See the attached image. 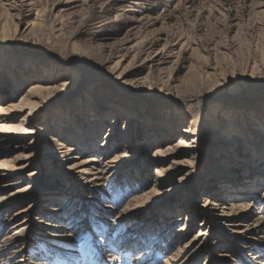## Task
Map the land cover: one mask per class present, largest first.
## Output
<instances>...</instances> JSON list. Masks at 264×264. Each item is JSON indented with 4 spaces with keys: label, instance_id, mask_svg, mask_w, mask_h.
Returning a JSON list of instances; mask_svg holds the SVG:
<instances>
[{
    "label": "rangeland",
    "instance_id": "374dc122",
    "mask_svg": "<svg viewBox=\"0 0 264 264\" xmlns=\"http://www.w3.org/2000/svg\"><path fill=\"white\" fill-rule=\"evenodd\" d=\"M42 83L0 137V264H264V0H0V107Z\"/></svg>",
    "mask_w": 264,
    "mask_h": 264
},
{
    "label": "bare ground",
    "instance_id": "6f19581e",
    "mask_svg": "<svg viewBox=\"0 0 264 264\" xmlns=\"http://www.w3.org/2000/svg\"><path fill=\"white\" fill-rule=\"evenodd\" d=\"M7 2V1H6ZM5 2V3H6ZM17 5V4H16ZM11 10V9H10ZM98 18V17H97ZM153 45V44H152ZM124 46V45H123ZM155 46V45H154ZM148 48V47H147ZM149 48H151V46L149 47ZM148 48V49H149ZM145 49V48H144ZM122 49H118V48H115V49H113V50H111L110 51V57H109V60L110 61H112V60H114V59H116V58H119L118 60L119 61H116V65L113 67L114 69H119V67H120V65H121V63H122V61H124L123 59L128 55V54H130V53H126V54H124V55H122V56H120L121 55V53H122ZM142 53V52H141ZM135 54V53H134ZM137 54V53H136ZM107 57V58H108ZM153 60V59H152ZM154 62V61H153ZM113 69V70H114ZM76 72L73 70L72 72H68L67 73V76L65 75V77H63V78H68V77H74V74H75ZM61 75V74H60ZM111 79H112V77L109 75V74H107ZM120 76V75H119ZM57 77H59V76H57ZM121 79V78H120ZM51 81V80H50ZM55 82V81H54ZM53 85V84H52ZM52 85H44L43 83L42 84H33L30 88H29V90L25 93L26 95H24V97H23V99L20 101V104H18V105H9L6 109L3 107H0V112H1V116H0V137L1 138H3V139H14V140H17V141H19V140H21L22 138H24L25 137V135H28V137H29V135H33L35 132H34V130L32 129V128H30V127H26V129L24 128L23 129V124H20V125H17V126H15V125H13L14 124V117H12V116H15L16 117V113H24L25 111H24V109H27L26 107L27 106H32V105H35V104H31V103H29V98L31 99V97L33 96L35 99L38 97V94H41V93H43V92H45V91H47V90H50V89H52ZM56 86V85H55ZM60 86V85H59ZM120 86H122V83H120ZM119 86V87H120ZM123 89V88H122ZM48 93V92H47ZM45 94V93H44ZM93 99V98H92ZM48 101V100H47ZM41 103V102H40ZM49 103V102H48ZM119 104V103H118ZM27 105V106H26ZM26 106V107H25ZM32 109L33 108H30V111H28V114H31V111H32ZM37 109V108H36ZM40 110H41V108H39ZM106 110V113H104L103 111H105ZM120 110V109H119ZM37 112V111H36ZM100 112H101V115H105V116H109V115H111L113 112H111V111H109V110H107L104 106L103 107H101V109H100ZM111 114H110V113ZM260 112V111H259ZM252 113V120H251V123L253 124V126L254 127H261V128H264V125H263V123H261L260 122V120H258V118H257V116H255V115H257V114H259L258 112H251ZM261 113H263V112H261ZM100 114V113H99ZM109 114V115H108ZM28 116V115H27ZM26 116V117H27ZM38 116V113H34L32 116H31V119L32 120H34L36 117ZM141 116L143 117V114H137L134 118H133V120H132V118H130V117H128V118H126V126H125V131L126 132H129V127H132L134 124L133 123H139L140 122V120L141 119H139V118H141ZM264 116V115H263ZM28 117H30V115L28 116ZM117 118L118 117H116L115 115L114 116H112V119L110 120L111 122H110V124L112 125L111 126V128H109V131H108V135H107V137H106V141L107 140H109L108 138L109 137H113L114 135L113 134H115V129H116V120H117ZM168 118V117H167ZM167 118H164V123H163V127H164V129H168V128H171L172 126H173V123L171 122V118H170V120L169 119H167ZM260 118H263V117H260ZM30 119V120H31ZM31 122L30 121H28V124H30ZM158 123H160V124H157L158 126L159 125H161L162 123L161 122H158ZM24 124L26 125V120H24ZM208 124H210L209 122H208ZM31 125V124H30ZM27 126V125H26ZM25 127V126H24ZM23 130H24V132H23ZM258 130V129H257ZM22 131V132H21ZM188 132V133H190V131L189 130H186V129H182V132ZM187 139V138H186ZM180 141H179V143L176 145V146H174V147H169V150L167 151H164L163 152V154L164 155H172L173 153H179L180 151H179V149H193V148H197V144L199 143V141H198V139H191V140H189V141H187V140H185V138H184V136H181L180 137V139H179ZM1 141V140H0ZM13 142V141H12ZM196 144V145H195ZM0 146H2L1 144H0ZM68 150V149H67ZM0 157H2V154H0ZM116 158V160L114 161V162H118V159H120L121 158V156H116L115 157ZM123 158H126V157H123ZM16 161V160H15ZM16 162H19V160L18 161H16ZM15 163V162H14ZM114 165V164H113ZM14 166V167H13ZM12 167H13V169L14 170H16V171H22L23 170V167H18V166H20V163H18V164H14ZM86 166V163L85 162H81L80 164H79V167H85ZM9 167V164H7V163H4V162H0V171H4V172H10V170L9 169H7ZM78 167V168H79ZM173 167V165H170L169 167H168V169L166 168L165 170H163L162 172L160 171H158V173L161 175V177H160V179H162V178H165L166 176L169 178V176H171L172 175V171L173 170H171V168ZM74 170V169H73ZM13 171V170H12ZM166 174V175H165ZM168 174H169V176H168ZM6 175V174H5ZM167 179V178H166ZM169 180L167 179L166 180V182L165 183H163V181L162 180H160V181H157V185H159V187L160 186H163V185H165L166 183H169L168 182ZM229 192V191H228ZM234 193H236L235 191H234ZM236 194H238V192L236 193ZM192 197L191 198H188V200H186L185 201V203H184V205H190V204H192L191 203V201H192ZM7 200H10V197H3L2 199H0V204H3L4 203V201H7ZM261 207H262V205H261ZM263 208V207H262ZM65 233V232H64ZM54 236V235H53ZM66 237H62V238H60V239H63V240H61V241H67V243L68 242H70L72 239V236L71 235H65ZM131 238V237H130ZM193 241H195V240H193ZM133 245H135V244H133ZM133 245L131 244V241L130 242H125L124 243V245H123V247H124V249H126V248H128V247H133ZM122 246V245H121ZM123 252V251H122ZM179 253L180 254H182L181 253V251H179L177 254L176 253H174L173 254V256L170 258V261L169 262H166V263H164V264H179V262L181 261L180 259H181V257H180V255H179ZM117 257V256H116ZM119 257V256H118ZM116 260H117V258H116ZM112 262V261H111ZM116 263V262H115Z\"/></svg>",
    "mask_w": 264,
    "mask_h": 264
},
{
    "label": "snow or ice",
    "instance_id": "6c2138e0",
    "mask_svg": "<svg viewBox=\"0 0 264 264\" xmlns=\"http://www.w3.org/2000/svg\"><path fill=\"white\" fill-rule=\"evenodd\" d=\"M74 235V239H76L79 243V250L85 256L89 253L94 254L99 246L103 244V232L100 233V239H97L95 242L91 239V236L87 233L81 231L77 224H69L68 225V235ZM82 264H87L86 261L82 262Z\"/></svg>",
    "mask_w": 264,
    "mask_h": 264
}]
</instances>
